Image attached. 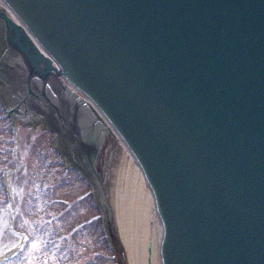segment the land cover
I'll use <instances>...</instances> for the list:
<instances>
[{
	"label": "water",
	"instance_id": "95a60500",
	"mask_svg": "<svg viewBox=\"0 0 264 264\" xmlns=\"http://www.w3.org/2000/svg\"><path fill=\"white\" fill-rule=\"evenodd\" d=\"M5 1L141 163L163 264H264V0Z\"/></svg>",
	"mask_w": 264,
	"mask_h": 264
},
{
	"label": "rangeland",
	"instance_id": "374dc122",
	"mask_svg": "<svg viewBox=\"0 0 264 264\" xmlns=\"http://www.w3.org/2000/svg\"><path fill=\"white\" fill-rule=\"evenodd\" d=\"M9 51L13 52L11 49ZM10 54L8 53V55ZM9 60L5 62V66L7 67H10ZM25 90L27 89H23V87L18 85L14 95L8 101L11 105L10 107L14 108V110L8 108L10 110H8V115L11 119L8 118L13 125L15 150L12 167L4 173L7 176L12 202L9 201L6 204L1 217L0 253H5L18 247L23 239L26 238L27 233L31 237L27 245L24 243L27 248L25 260H27L28 264H37L36 258L41 259V252L42 256L47 252L45 250L42 251V247L43 249L52 246L62 247L63 242L64 244L68 243L67 238L74 236L73 251L69 250V253L64 254L59 251L57 258L61 261L58 264H66L71 257L76 261L75 264H116L118 262V254L113 259L112 252L108 251L101 241V234H104L107 238L101 217V215L103 216V212L98 209L97 213H95L91 209V201L88 198L81 200V194L85 191L86 187L76 177H74L75 179L69 177V184L59 185V188H56L54 191L57 195L56 199L59 198L58 196H65L63 198L71 201L74 204L73 208L75 210L63 212L64 210H60L62 209L60 204L57 205L54 199L50 204H52V210L57 211L59 209L60 213L56 215L58 216V220L51 226L47 224L45 228L42 227L44 229L42 231V238L36 231V234L31 233L30 216L33 214L30 208L34 203L33 199L36 197L35 195H38L46 200L48 196L44 197L42 195L44 191L42 188L44 179H51L52 176L48 175L50 173L58 178V173L61 171L58 169L60 162L57 156L59 155L55 152L59 147L56 138L53 143L52 134L42 129V119L36 115V109L42 108L38 106V104H41L39 98L34 97L36 103H31L29 90L26 93ZM5 107L7 108V104ZM32 121H35L34 125ZM0 123H2L0 124V135H2L5 134L4 131H7V129L3 120H0ZM106 138L103 148L105 150L97 157V163H94V167L98 172L99 170L100 172L103 171L104 165L108 162L115 146V141L112 137L110 139ZM63 159L66 158L63 157ZM65 163L67 165L70 164L67 159ZM79 173L91 183V173L88 175L84 170H80ZM46 185L50 184L46 183ZM45 214L47 213L45 212ZM97 215H100L98 216V220H93ZM109 232L114 238L116 237L113 228H109ZM111 235L108 234V237L113 247ZM71 251L73 252V256ZM16 256L2 264H22L23 260L18 259ZM119 264H123V259L120 258Z\"/></svg>",
	"mask_w": 264,
	"mask_h": 264
},
{
	"label": "bare ground",
	"instance_id": "6f19581e",
	"mask_svg": "<svg viewBox=\"0 0 264 264\" xmlns=\"http://www.w3.org/2000/svg\"><path fill=\"white\" fill-rule=\"evenodd\" d=\"M18 24L17 20L8 12L0 2V12ZM2 26L5 20H1ZM31 45L34 42L28 41ZM35 45V44H34ZM36 46V45H35ZM37 47V46H36ZM38 48V47H37ZM41 51L40 49H38ZM45 53L43 52L42 55ZM45 56V55H44ZM47 81L50 80L56 85L69 91L77 97L84 105L85 110L93 116L99 128L90 134V139L102 143L106 135L115 140L113 152L105 165L103 174L99 179V194L105 205L107 217L117 231L123 251L128 264H162L160 257L161 224L158 218L151 190L142 176L138 164L123 144L121 139L116 140L107 122L99 116L96 110L78 96L77 90L71 86L55 68L47 72ZM30 75V74H29ZM51 85H42L44 96H42V109L56 106L57 115L64 123L72 114L69 111V104L63 106L57 104L52 95L49 94ZM48 87V89H47ZM45 90L47 92L45 93ZM80 119V118H79ZM82 120V119H80ZM79 120V122H80ZM82 120L80 123H83ZM85 136L86 131H81ZM15 249L0 253V261L5 256L13 253Z\"/></svg>",
	"mask_w": 264,
	"mask_h": 264
},
{
	"label": "trees",
	"instance_id": "16d2710c",
	"mask_svg": "<svg viewBox=\"0 0 264 264\" xmlns=\"http://www.w3.org/2000/svg\"><path fill=\"white\" fill-rule=\"evenodd\" d=\"M4 119H5V117L4 116L2 117V115H0V120H3V122H5V126L7 129V131L6 130L4 131L5 134L0 135V229L2 228V226H1L2 211H3V209L7 203L6 196L4 193V187L2 185V170L4 168L10 166L11 162H12L11 161L12 156H11L10 130L8 129V122L5 121L6 119L5 120ZM0 124H2V123H0ZM58 169L61 171L60 173H58V178L61 181L65 177H67V175L70 174V173L66 172L64 169H62L60 166H58ZM55 183H57V180L55 182H53L52 184L50 183L51 186H49L47 191L42 194L44 197L46 195L48 196V198L46 200L44 198L42 199V196H38V195H36V197H34V199H33L34 203H33L32 208H31L33 215L30 216L31 225H32L31 233L36 234V232H37L38 234L41 235V238H42V231L44 230V229H42V227L45 228L47 224H48V226H51L54 224V222L56 220H58V216H56L57 212L52 210V208H51L52 204H50L54 201V197L57 196L53 191V188L56 190V186L54 185ZM57 188H59V185H57ZM63 197H65V196H62L61 198H63ZM60 203H62V209L61 210H64V211L66 210L67 212L73 211L74 204L72 202L68 201L67 198H64L62 200L59 199V201L56 202L57 205ZM45 212L47 214H45ZM28 218H27V220H28ZM24 230H25V228H24ZM67 239H68L67 240L68 243L64 244V242H63L62 247L52 246L50 248L43 249V247L41 246L42 251L45 250V252L46 251L47 252L44 256H42V252H41V259L36 258V260L38 262L37 264H58V262L61 261V260L59 261L57 258L59 251H61L63 254L69 253V250L73 251V237L67 238ZM26 249L27 248L24 247V249H22L20 254L17 256L18 259L23 260L22 264H28L27 260H25L27 257ZM72 256H73V252H72ZM73 263H74V259H73V257H71L66 264H73Z\"/></svg>",
	"mask_w": 264,
	"mask_h": 264
}]
</instances>
